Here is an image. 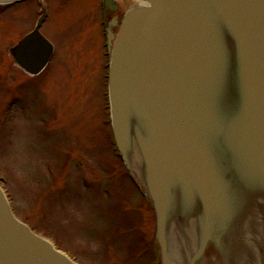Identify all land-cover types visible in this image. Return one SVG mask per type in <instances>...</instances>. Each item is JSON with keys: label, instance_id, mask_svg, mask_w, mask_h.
Instances as JSON below:
<instances>
[{"label": "water", "instance_id": "water-1", "mask_svg": "<svg viewBox=\"0 0 264 264\" xmlns=\"http://www.w3.org/2000/svg\"><path fill=\"white\" fill-rule=\"evenodd\" d=\"M43 18L11 49L33 74L53 52ZM108 41L113 133L151 198L161 264H264V0H138ZM0 264H78L1 185Z\"/></svg>", "mask_w": 264, "mask_h": 264}, {"label": "rangeland", "instance_id": "rangeland-1", "mask_svg": "<svg viewBox=\"0 0 264 264\" xmlns=\"http://www.w3.org/2000/svg\"><path fill=\"white\" fill-rule=\"evenodd\" d=\"M44 2L57 53L36 76L10 47L34 26L39 0L0 5V181L16 214L79 264H156V213L104 123L101 0Z\"/></svg>", "mask_w": 264, "mask_h": 264}, {"label": "flooded vegetation", "instance_id": "flooded-vegetation-1", "mask_svg": "<svg viewBox=\"0 0 264 264\" xmlns=\"http://www.w3.org/2000/svg\"><path fill=\"white\" fill-rule=\"evenodd\" d=\"M118 3H119V9L114 13L111 12L109 7H107V9H104L103 15H104V19H106L107 24L110 23L112 16H114L115 14L121 15L122 11H123L122 8L127 7L126 5L123 6L122 2H120V1ZM106 61H107V59L104 61V67H105Z\"/></svg>", "mask_w": 264, "mask_h": 264}, {"label": "bare ground", "instance_id": "bare-ground-1", "mask_svg": "<svg viewBox=\"0 0 264 264\" xmlns=\"http://www.w3.org/2000/svg\"><path fill=\"white\" fill-rule=\"evenodd\" d=\"M144 2V1H143ZM141 4H143V3H141ZM145 4L146 5H148L149 4V2H145ZM134 5V4H133ZM132 5H130V6H127V7H125V8H122V10L124 11V10H126L127 8H130ZM122 11V12H123ZM111 20H112V18H111ZM120 20V22H121V19H119ZM116 29H118V27H116ZM49 67V66H48ZM130 163V162H129ZM131 164V163H130ZM132 166V165H131ZM133 168V167H132Z\"/></svg>", "mask_w": 264, "mask_h": 264}]
</instances>
